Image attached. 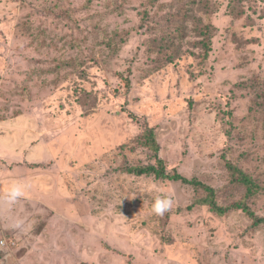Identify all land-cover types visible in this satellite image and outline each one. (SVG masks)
<instances>
[{"label": "rangeland", "instance_id": "rangeland-1", "mask_svg": "<svg viewBox=\"0 0 264 264\" xmlns=\"http://www.w3.org/2000/svg\"><path fill=\"white\" fill-rule=\"evenodd\" d=\"M0 120V264H264L263 225L125 171L151 130L167 171L264 217V0H0Z\"/></svg>", "mask_w": 264, "mask_h": 264}, {"label": "trees", "instance_id": "trees-1", "mask_svg": "<svg viewBox=\"0 0 264 264\" xmlns=\"http://www.w3.org/2000/svg\"><path fill=\"white\" fill-rule=\"evenodd\" d=\"M207 28H205L206 30ZM144 144L146 147L153 152L154 164H149L146 166H137L126 168L127 173L137 175V176H151L158 180H164L173 183H180L182 185L189 186L194 189H202L206 192V197L199 199L198 204L206 206L212 213L219 216L225 215L231 210H240L245 216L252 221L253 226H264V217H258L244 202H236L231 206L222 207L218 205L215 199V190L212 187L204 185L196 179H188L178 173L176 170L167 171L163 160L158 156L159 145L151 130H145L144 134ZM228 171L231 175V182L238 184L239 186L245 187L247 199L255 196L259 191V186L251 179V177L245 174L242 170H239L231 163H227Z\"/></svg>", "mask_w": 264, "mask_h": 264}, {"label": "clouds", "instance_id": "clouds-1", "mask_svg": "<svg viewBox=\"0 0 264 264\" xmlns=\"http://www.w3.org/2000/svg\"><path fill=\"white\" fill-rule=\"evenodd\" d=\"M28 189V185L22 182L12 183L6 193V203L9 205H15L20 199L25 196ZM173 206V200L170 196H157L152 204V211L159 216H163ZM23 218H20L13 222V227L16 229L23 228Z\"/></svg>", "mask_w": 264, "mask_h": 264}, {"label": "crops", "instance_id": "crops-1", "mask_svg": "<svg viewBox=\"0 0 264 264\" xmlns=\"http://www.w3.org/2000/svg\"><path fill=\"white\" fill-rule=\"evenodd\" d=\"M7 121H4V120H0V135L1 134H3V131H5V127H7L6 125H5V123H6ZM11 150L10 149H2L1 147H0V153H9V154H11ZM6 158H8L7 156H6ZM0 159H1V157H0ZM2 174H6L5 172H4V170H1V168H0V177H2ZM7 180L6 181H2V183H6V182H8L9 181V178L8 177H5ZM0 179H2V178H0ZM1 184V183H0Z\"/></svg>", "mask_w": 264, "mask_h": 264}, {"label": "built area", "instance_id": "built-area-1", "mask_svg": "<svg viewBox=\"0 0 264 264\" xmlns=\"http://www.w3.org/2000/svg\"><path fill=\"white\" fill-rule=\"evenodd\" d=\"M0 245L1 246L5 245V242H3V240H0Z\"/></svg>", "mask_w": 264, "mask_h": 264}]
</instances>
